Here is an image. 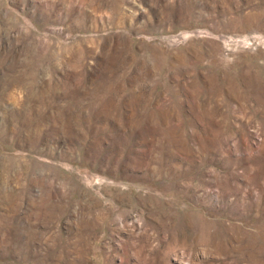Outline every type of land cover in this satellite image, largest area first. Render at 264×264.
<instances>
[{"label":"rangeland","instance_id":"1","mask_svg":"<svg viewBox=\"0 0 264 264\" xmlns=\"http://www.w3.org/2000/svg\"><path fill=\"white\" fill-rule=\"evenodd\" d=\"M0 264H264V0H0Z\"/></svg>","mask_w":264,"mask_h":264}]
</instances>
